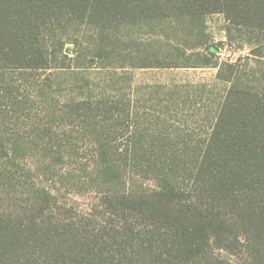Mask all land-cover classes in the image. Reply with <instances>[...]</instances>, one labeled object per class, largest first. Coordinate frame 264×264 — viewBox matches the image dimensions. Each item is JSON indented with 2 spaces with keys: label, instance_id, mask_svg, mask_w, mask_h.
<instances>
[{
  "label": "rangeland",
  "instance_id": "1",
  "mask_svg": "<svg viewBox=\"0 0 264 264\" xmlns=\"http://www.w3.org/2000/svg\"><path fill=\"white\" fill-rule=\"evenodd\" d=\"M201 24L173 32L162 25L164 32L154 35L121 27L102 43L108 56L101 58L99 30L78 25L57 36L59 51L47 68L0 60V212L91 227L117 224L122 197L150 192L156 183L128 171L107 182L100 169L105 158L124 169L128 147L200 148L231 79L264 92L263 41L222 14ZM182 50L199 55L182 66Z\"/></svg>",
  "mask_w": 264,
  "mask_h": 264
},
{
  "label": "trees",
  "instance_id": "2",
  "mask_svg": "<svg viewBox=\"0 0 264 264\" xmlns=\"http://www.w3.org/2000/svg\"><path fill=\"white\" fill-rule=\"evenodd\" d=\"M211 14L264 43V0H0V60L47 68L57 36L78 25L99 30L101 58L108 56L102 43L121 27L154 35L162 25L169 32L199 27ZM198 55L182 50L178 58L186 66ZM229 82L202 147H128L124 169L103 160L107 182L128 171L156 183L122 197L119 223L91 227L0 212V264H230L216 251L264 264V92Z\"/></svg>",
  "mask_w": 264,
  "mask_h": 264
}]
</instances>
